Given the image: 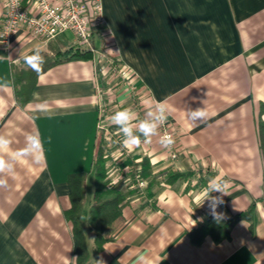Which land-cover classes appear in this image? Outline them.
I'll use <instances>...</instances> for the list:
<instances>
[{
	"label": "crops",
	"instance_id": "1",
	"mask_svg": "<svg viewBox=\"0 0 264 264\" xmlns=\"http://www.w3.org/2000/svg\"><path fill=\"white\" fill-rule=\"evenodd\" d=\"M100 2L103 29L102 36L93 37V58L64 60L41 72L24 107L15 101L11 66L47 44L14 39L9 52L0 46V135L18 150L28 134L38 133L44 157L39 163L18 162L15 177L0 187V264H77L78 238L64 216L70 206L66 180L73 172H84L80 220L87 261H93L84 218L92 203L100 129L108 154L106 180L133 192L111 225L100 260L264 264V156L258 135L264 126V0ZM2 10L0 3V20ZM73 37L65 32L67 46L76 45ZM102 51L135 73L137 120L158 102L169 110L176 157L160 143V128L139 147L123 146L109 117L132 106L125 99L105 113L102 101L111 103L113 97L102 92L96 77L94 63ZM44 102L52 115L40 111ZM197 108L209 115L194 123L189 110ZM143 158L156 181L150 195L132 178ZM168 171L182 175L166 183ZM217 178L228 188L215 212L228 218L250 208L249 218L236 221L229 238L214 242L205 235L194 244L191 227L206 214L214 216L204 190Z\"/></svg>",
	"mask_w": 264,
	"mask_h": 264
},
{
	"label": "trees",
	"instance_id": "2",
	"mask_svg": "<svg viewBox=\"0 0 264 264\" xmlns=\"http://www.w3.org/2000/svg\"><path fill=\"white\" fill-rule=\"evenodd\" d=\"M102 36V27L96 26L91 28L90 42L94 47L93 37ZM65 33L60 34L57 38H54L47 42L46 48H39L41 54L44 57V64L42 65V72L47 70L53 64H58L64 60L71 59H91L93 58V52L89 48L82 46L70 45L67 46L63 41ZM37 49V48H36ZM34 49L30 50L27 54H31ZM105 53V59L98 61L96 58L95 70L96 77L99 78V84L102 92H106L111 87L110 76H103V68L107 67L110 70L111 67L122 68L125 64L121 60L117 59L116 55L112 53ZM108 60V61H106ZM19 67H15L13 64L11 70V80L13 86V93L15 101L18 106L24 107L30 99L31 91L37 81L36 72L29 69L21 59ZM111 71V70H110ZM137 85H135L136 89ZM105 95V94H104ZM259 141L262 156H264V126L259 130ZM105 134L104 129L99 130L97 137V143L95 144V153L92 159L94 168V188L92 194V203L89 205L85 216V222L89 232L92 235V258L95 261H99V254L103 249V244L108 241L111 235H106L108 228L112 223L121 216L122 209L127 204V197L132 194L131 190L122 189L119 185L111 183L107 178L106 163L108 161V154H106L105 146ZM264 160V159H262ZM147 158L141 160L139 168L133 171V179L137 182V179H144L147 181L145 186L146 191L156 183L153 178L152 168L149 165ZM165 182L169 183L173 179H177L182 174L176 171H168L166 174ZM84 172H73L68 174L67 180L70 186L69 200L70 206L64 210L65 220L71 224V230L74 235L77 236V249L75 255V261L77 264H84L89 255V250L86 244V234L83 232V222L80 220L83 216V203L85 200L84 192ZM150 195L151 192L147 191ZM248 208L245 212H238L232 214L228 218L216 219L212 215H205L201 219H198L196 225L189 230L190 241L194 244H199L205 235H209L214 242H220L222 239L230 237V232L236 221L240 219L249 218ZM104 264H121L116 258L111 257Z\"/></svg>",
	"mask_w": 264,
	"mask_h": 264
},
{
	"label": "built area",
	"instance_id": "3",
	"mask_svg": "<svg viewBox=\"0 0 264 264\" xmlns=\"http://www.w3.org/2000/svg\"><path fill=\"white\" fill-rule=\"evenodd\" d=\"M0 3L3 9L0 20V46L7 52L10 51L14 39L37 40L41 44H47L65 32H71L79 46L89 48L93 52L94 47L89 38L91 28L100 26L103 29L100 0H1ZM98 57V61H103V57ZM110 70L104 67V75L106 71L116 73L121 83L125 79L130 84L136 81L135 73L127 65L122 68L111 67ZM134 87L135 85L132 88L135 89ZM132 107L135 112L139 108L137 102ZM170 124L166 119L159 127L161 138L173 137L174 128ZM168 149L171 156L176 157L177 146L174 141ZM136 183L140 189L146 186L144 179H137Z\"/></svg>",
	"mask_w": 264,
	"mask_h": 264
},
{
	"label": "clouds",
	"instance_id": "4",
	"mask_svg": "<svg viewBox=\"0 0 264 264\" xmlns=\"http://www.w3.org/2000/svg\"><path fill=\"white\" fill-rule=\"evenodd\" d=\"M24 64L32 71L40 74L42 72V65L44 64V57L39 48L34 49L31 54L23 57ZM37 95V99H38ZM46 102L40 105V111L48 115L51 112L44 106ZM168 109L162 103H157L155 107H149L145 114V118L137 120V113L130 107L122 108L109 117L110 123L116 126L118 134H121L122 144L127 149H134L139 147L141 143H147L151 137L158 133V129L163 125L167 119ZM209 113L205 108H197L189 110V118L194 123L206 119ZM160 143L164 147H170L173 140L169 136L161 138ZM12 141L6 135H0V187H7V177H15V166L18 162L32 158L39 163L43 157V143L38 133H31L26 136V143L22 149L13 150L11 148ZM228 182L220 178L214 179L208 185L205 191V200L211 201L212 214L214 218L219 219L223 216L222 213L215 212V208L223 203L222 196L227 195ZM213 192L221 193L220 197H213ZM203 201V203H204ZM202 203V204H203ZM96 264H104L101 259L96 261Z\"/></svg>",
	"mask_w": 264,
	"mask_h": 264
},
{
	"label": "rangeland",
	"instance_id": "5",
	"mask_svg": "<svg viewBox=\"0 0 264 264\" xmlns=\"http://www.w3.org/2000/svg\"><path fill=\"white\" fill-rule=\"evenodd\" d=\"M97 43L98 42H96V47L99 46ZM99 56H101L105 59V53L103 51L100 53ZM14 65H15V67H19L21 64H14ZM103 76H110V78H111L110 79L111 87L108 88L107 93H108V96L113 97V100L110 101L111 103H108L105 100L102 101L103 102V109H104L105 113H106V110L109 111L110 109L112 112V110L114 109V106H118L125 99L128 100L130 106H133V104H135L137 102V99H138L137 98L138 94L136 95L137 91L135 92L136 89L132 88L135 85V82L130 84V82L125 79L121 83L120 80L117 79L116 73L112 74V73H108L107 71L105 72V75H103ZM106 105H107V108H106ZM132 109H133V107H132ZM137 109H139V108H137ZM133 110H135V109H133ZM111 227L112 226H110L108 228V230H106L107 231L106 235L110 234L109 230L111 229ZM84 264H96V261H95V259H93L92 262L86 261Z\"/></svg>",
	"mask_w": 264,
	"mask_h": 264
}]
</instances>
